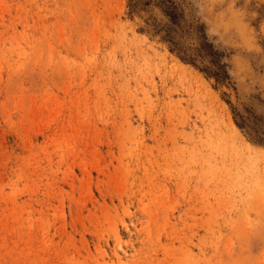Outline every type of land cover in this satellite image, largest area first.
<instances>
[{
  "label": "rangeland",
  "instance_id": "374dc122",
  "mask_svg": "<svg viewBox=\"0 0 264 264\" xmlns=\"http://www.w3.org/2000/svg\"><path fill=\"white\" fill-rule=\"evenodd\" d=\"M156 1L0 0V264H264V0H175L223 84Z\"/></svg>",
  "mask_w": 264,
  "mask_h": 264
},
{
  "label": "trees",
  "instance_id": "16d2710c",
  "mask_svg": "<svg viewBox=\"0 0 264 264\" xmlns=\"http://www.w3.org/2000/svg\"><path fill=\"white\" fill-rule=\"evenodd\" d=\"M132 1L129 0L130 9H132ZM155 3L168 22L162 26H158L155 22L148 24L152 25L153 32L159 33L160 39L167 43L169 51L207 77L213 78L217 84L227 82L230 76L226 59L231 52L209 40L204 24L198 20H194L193 23L188 24L186 30L181 31L183 14L175 0H158ZM184 35H190L193 42L186 43ZM231 107L235 124L247 138L255 143L264 144V117L254 114L249 109L240 111L235 106Z\"/></svg>",
  "mask_w": 264,
  "mask_h": 264
},
{
  "label": "bare ground",
  "instance_id": "6f19581e",
  "mask_svg": "<svg viewBox=\"0 0 264 264\" xmlns=\"http://www.w3.org/2000/svg\"><path fill=\"white\" fill-rule=\"evenodd\" d=\"M178 67H179V68H177V70H181V71L185 72L184 67H182L181 65H179ZM247 145H248V143H247ZM248 148H249V147H248Z\"/></svg>",
  "mask_w": 264,
  "mask_h": 264
}]
</instances>
